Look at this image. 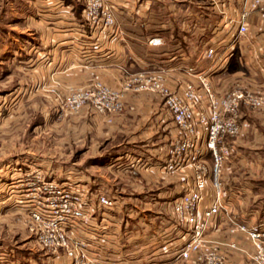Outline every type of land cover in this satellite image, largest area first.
Listing matches in <instances>:
<instances>
[{"label":"built area","instance_id":"built-area-1","mask_svg":"<svg viewBox=\"0 0 264 264\" xmlns=\"http://www.w3.org/2000/svg\"><path fill=\"white\" fill-rule=\"evenodd\" d=\"M56 2L67 11L66 4ZM254 9L264 13V0H241L236 16L224 19L227 31L219 23L215 34L227 33L229 41L236 40L245 34L249 13ZM114 11L115 7L106 0H83L75 37L86 33L93 38H121ZM146 42L159 45L162 39L150 35ZM85 45L80 41L78 54ZM232 49V44L212 40L202 53L211 62L200 70L186 66V77L179 82L173 83L161 67L144 64L129 72L120 68L119 85L96 78L85 86H71L65 99L73 110L90 103L102 115L123 109L125 91H146L161 99L175 128L161 168L171 172L189 166L182 192L170 200L174 237L168 241V247L173 251L174 262L264 264V214L249 219L228 211L235 190L225 185V179L230 172L234 140L241 136L245 126L238 118L239 108L264 106V88L231 85L219 90L213 85L212 74L227 63ZM10 174L14 176L0 182V196L5 194L0 201L7 200L25 211L30 233L40 249L63 256L65 264H123L120 259L113 263L114 254L109 252H115L119 246L120 222L109 213L116 206L115 197L97 188L91 190L84 183L57 182L37 166L13 168ZM220 222L226 224L224 231L228 235L243 234L248 245L228 237L214 240L210 231ZM234 250L243 255L240 261H230Z\"/></svg>","mask_w":264,"mask_h":264},{"label":"crops","instance_id":"crops-1","mask_svg":"<svg viewBox=\"0 0 264 264\" xmlns=\"http://www.w3.org/2000/svg\"><path fill=\"white\" fill-rule=\"evenodd\" d=\"M20 1H24L23 4L26 5H14V0H0V23H3L5 12L11 11L14 14L17 13L14 15L17 17L12 19L13 25L14 21H17L20 24L25 22L29 26L30 33L33 35L32 43H36L38 48L41 47L40 53L38 50L37 53L33 51L32 56L35 60L39 59L38 66L42 67L45 73L57 59L60 65L65 61L67 75L70 69L74 68L72 80H75V83L86 84L89 79L97 78L115 86L119 85L122 79L120 68L129 72L146 64L149 67H161L174 83L186 77L184 73L186 66L204 69L211 59L202 56L203 50L209 42L218 39L223 45L232 44L233 49L227 63L212 74L213 85L219 90L231 85L264 88V13L259 9L250 11L245 34L239 35L232 42L229 41L227 33L215 34L219 23L223 24V29L227 31L228 24L224 22V19L228 16H236L241 0H169L167 3L163 0H142L138 12L146 16L145 19L124 23V27L120 26L115 19L120 28L130 30L126 32L121 30L122 36L117 40L105 36L94 38L96 45L85 47L82 50L83 54L76 56V59L72 57L73 51L68 46V42L59 41V44L55 46H51V42L72 34V32H65L68 29L67 23L74 24L71 28H75V25H79L80 22L72 20L69 13L62 10V5L57 3V0ZM163 8H169L167 12L169 11L172 15L176 12H187L189 16L193 13L196 17L191 21H182L181 24L173 16L172 20L166 24L149 23L147 19L149 12L157 13ZM121 11L128 10L126 7H121L119 12ZM58 25L61 28L59 27V35H55L58 37H55L52 30ZM200 28L205 29L204 32L198 31ZM84 34L82 36H86V33ZM150 35H159L162 45L148 44L146 39ZM91 38L93 39L90 37L88 42H91ZM165 42L173 45L171 50L163 45ZM48 44H50L49 47H46ZM56 46L60 47L59 54L56 52ZM64 46H67L68 51H64ZM47 54L50 57L45 61ZM123 102L122 111L110 122H104L102 117L91 114L87 105L81 107L80 111L82 116L90 118L94 124H97L105 138L114 139L118 136L119 143L115 142L111 146L124 144L118 154L132 156L129 159L130 170L144 179L145 187L143 188H147V184L151 188H156V195L152 199H171L179 195L183 190L189 166L186 165L180 170L171 172L163 171L161 168L166 159L167 140L171 132L175 130L161 99L146 91H125ZM238 118L245 123V126L241 136L234 140L230 172L225 179V185L235 190V194L230 196L233 204L228 211L250 219L259 216L258 206L264 205V179H261L264 173V106L251 108L241 105ZM138 162L141 164L137 165ZM144 162L146 164H143ZM95 165L98 168L103 165L102 167L106 169L111 166L101 161ZM101 177L100 174L97 182H94L93 177L90 179L92 186L103 190L109 184H103ZM90 179L87 177L82 181L90 183ZM135 185L140 184L135 182ZM105 193L114 196L108 189ZM225 225L224 222H220L217 227L211 229L210 236L217 241L228 237L240 245H248V240L243 234L228 235L224 231ZM164 231L167 237L164 238V235L163 238L166 240L158 247L159 251L156 249L159 254L157 253L155 257L159 261L164 259L161 264H190L188 260L173 261V251L168 247V241L174 237L170 223L166 224ZM171 234L173 236L170 238ZM109 252H111L110 255L114 254L112 249ZM50 257L52 260L50 264L66 263V259L61 255L51 254ZM112 257L111 260H114L115 256ZM242 257L239 250H234L230 261L237 262Z\"/></svg>","mask_w":264,"mask_h":264},{"label":"rangeland","instance_id":"rangeland-1","mask_svg":"<svg viewBox=\"0 0 264 264\" xmlns=\"http://www.w3.org/2000/svg\"><path fill=\"white\" fill-rule=\"evenodd\" d=\"M57 1L67 5V12L72 20L80 21L83 0ZM106 2L115 7V19L122 27L125 26L124 23L139 22L146 18L138 12L142 0ZM23 3L24 1L14 0V5H26ZM121 7H126L128 11L119 12ZM167 9L163 8L157 13L150 11L147 16L149 23L166 24L173 16L181 24L182 21H191L196 17L193 13L189 16L187 12H176L172 15ZM10 12H5L3 23H0V182H6L14 176L10 174L13 168L19 167L22 170L29 165L40 167L49 178L66 184L82 183V179L87 177L89 179L93 177L94 182H97L101 174L103 184H109L103 190L106 192L108 189L117 200L116 206L109 209V213L120 222L117 233L119 246L116 245L117 248L113 252L115 255L113 263L120 259L123 264L148 262L161 264L164 259L159 261L155 255L159 254L158 247L166 240L164 239L167 237L164 234L166 224L172 222L170 213L172 198L152 199L156 195V188H151L148 184L147 188H143L144 179L130 170L129 159L132 156L118 154L124 144L111 146L115 142L119 143L118 136L114 139L105 138L97 124L90 118L82 116L81 107L73 110L66 105L69 87L85 86L96 78L89 79L86 84L75 83V80H72L74 68H71L67 75L65 61L61 65L58 64L57 56L51 68L45 73L43 68L38 66L39 59L35 60L32 56L33 51L40 53L41 47L38 48L36 43H32L33 35L29 26L25 22L20 24L17 21H14L13 25L12 19L17 17L14 16L17 13ZM66 25L68 29L65 32L72 34L53 40L51 46L59 44V41L68 42L73 51L72 57L76 59L79 55L77 46L80 41L86 43L80 48L81 52L87 46L96 45L94 38L88 42L90 36L75 37V28H71L74 24ZM59 27L61 28L59 25L53 28V36L59 35ZM122 27L121 30L125 32L130 30ZM200 30L204 32L205 29L200 28L198 31ZM163 45L170 50L173 47L169 42ZM55 48L59 54L60 47ZM64 48V51H68L67 46ZM46 57L45 61L49 59V54ZM86 105L91 114L102 117L104 122H110L122 111L102 115L95 112L90 103L83 106ZM99 161L111 166L106 169L100 165L98 168L95 164ZM140 162L137 165H140ZM91 179L90 183H83L91 190L100 189L91 185ZM261 179H264V173ZM135 182L140 185H135ZM2 185L0 183V187ZM3 196L4 193L0 199ZM258 207L261 217L264 214V205ZM172 236L171 234L170 238ZM50 256L51 254L40 249L34 242L25 211L12 206L7 200L0 201V264H50L52 261Z\"/></svg>","mask_w":264,"mask_h":264},{"label":"bare ground","instance_id":"bare-ground-1","mask_svg":"<svg viewBox=\"0 0 264 264\" xmlns=\"http://www.w3.org/2000/svg\"><path fill=\"white\" fill-rule=\"evenodd\" d=\"M12 186V185H11Z\"/></svg>","mask_w":264,"mask_h":264}]
</instances>
